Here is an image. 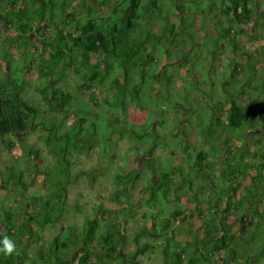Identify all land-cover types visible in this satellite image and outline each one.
<instances>
[{"label":"trees","instance_id":"16d2710c","mask_svg":"<svg viewBox=\"0 0 264 264\" xmlns=\"http://www.w3.org/2000/svg\"><path fill=\"white\" fill-rule=\"evenodd\" d=\"M262 5L263 2L258 3ZM102 9L104 13H100ZM254 14L259 15L256 0H0V32L4 31L0 41L14 51L0 48V60L7 63L2 69L0 62V136L10 133L20 141L23 136L37 131L39 141L50 145L48 152L54 156V164L45 172L50 174L48 184L39 196H23L28 184L23 179L24 170L13 169L11 165L0 170V189L13 186L17 195L24 198L23 205L9 207L11 212H0V223L16 244V252L11 256L0 253V264H138L135 256L145 247L135 242L130 252L122 254L120 245L125 234L120 227L128 217L134 216L140 204L156 207L146 212L143 222L152 221V230L145 235L151 236L154 243H146V246L156 248L162 256L160 264H210L216 255H220V264H233L235 236L243 231L246 235L264 222V193L254 194L256 180L264 179V77L257 86L262 98L255 95L250 101L243 98L242 86H250L252 80L247 84L236 78L226 81L221 101L226 107L220 109V113L226 115V124L230 129L245 131V135L238 133L244 140L249 129L257 127L261 132L253 138L252 148L249 142H246L249 146L245 143L236 146L242 151L225 146L228 140L220 146L223 155L209 145L212 161L219 162L217 166L221 164L222 168L215 186L224 188L228 197L224 217L218 224L212 222L210 227L205 226L201 235L193 233L190 224L180 227L184 231H179L174 224L175 220L190 219L197 210V204L191 206L192 197L180 189L199 184L200 191L204 192L212 184L206 171L209 153L201 150L194 154L187 152L185 158L156 173L152 170V175L147 176L140 188V198L132 203H128L130 189L139 169L117 170L112 174L114 189L109 197L112 208L102 204L93 207L98 217H85L79 228L73 222L65 225L61 222L70 207L65 196L70 183L67 156L71 149L86 150L93 145V138L106 146L105 138L116 131L115 125L119 122L120 112L116 114V108L129 104L144 109L153 84H165L166 89L173 66L181 67L192 54L193 61L204 59L201 52L204 46L222 50L232 44L236 49L231 24L237 27V34L246 25L257 28L259 23L252 20ZM210 28L214 34L208 31ZM11 29L17 32L11 36L5 33ZM199 31L203 34L197 42ZM35 41L46 48L44 56L38 52ZM31 47L37 50L33 57ZM93 52L96 63L90 61ZM14 53L17 58H13ZM214 60L211 54L209 62ZM232 64L236 70V64ZM69 72L73 75L74 90L63 81ZM28 73H35V79L30 80ZM99 86L105 97L95 94ZM194 90L195 99L212 100L204 80H196ZM79 94H85L87 99H80ZM34 96H38L41 104ZM163 100L166 102L164 96ZM175 102L168 107L176 110ZM156 106L159 109L155 115L149 109L143 124L130 129L127 123L123 133H130L137 141L155 133L153 124L161 122L155 116L162 107L161 104ZM70 116L74 119L65 125ZM215 119L220 121L221 117ZM155 136H151L153 142ZM173 136L176 137V133ZM161 143L160 147L166 145L165 140ZM181 148L188 149V144ZM40 149L29 145L23 152L24 162L30 160L34 170H37L36 161L41 159ZM144 165L149 168L148 161H144ZM249 175L252 176L246 183L252 185L241 184V179ZM246 187H250L248 193L244 190ZM182 195L185 200L180 199ZM172 202L174 204L170 205ZM30 207L32 211H28ZM0 208L7 207L3 204ZM260 219L259 224L252 222ZM55 223L61 224L58 231L46 242L39 241L42 236L38 230L53 227ZM184 232L188 234L186 239H176ZM3 237L0 236V240ZM261 238L264 250V237ZM242 239L254 247L253 241L259 238L245 236ZM247 249L241 259L236 256L239 259L236 264L258 262L259 253L252 255Z\"/></svg>","mask_w":264,"mask_h":264},{"label":"rangeland","instance_id":"374dc122","mask_svg":"<svg viewBox=\"0 0 264 264\" xmlns=\"http://www.w3.org/2000/svg\"><path fill=\"white\" fill-rule=\"evenodd\" d=\"M259 2H263V5L258 6ZM162 7L163 5L159 8L161 9ZM256 8L259 15L254 14L252 20L257 24L259 23L256 26L257 28L253 29L249 27L250 25H246L243 27L242 31L237 34L235 30L237 27L231 24L232 39L237 42L236 49L232 47V44H230V46L226 45L222 50L219 48H207L206 46L202 47L201 52L204 53V59L193 61L192 54V56L189 57L191 59L185 61L181 67L177 65L173 66V69L170 70V83L166 86V89L165 84H161V86L153 84L152 92L150 93L151 102L148 100L144 109L138 106L125 104L122 109L116 108L114 110L116 114L120 112L119 122L115 125L116 131L111 132V134L105 138L106 146L96 143L93 138L91 141L93 145L86 148V150L75 151L71 149L67 156V171L70 183L67 186L65 196V202H67L70 207L64 212L65 218L63 222H61L63 225L73 222L79 228L85 217L86 219H90L93 216L96 218L98 217L97 214H94L93 207L102 204L108 208H112L113 204L109 199L114 189L112 174L119 169L123 171L135 168L139 169V173H137V177L133 181L130 189V200L128 203H132L140 198V188L147 180V176L152 175V170L156 173V171L162 167L168 168L169 164H176L181 159L185 158L187 152L194 154L195 151L201 150L209 153L211 150L209 145L212 144L218 152L217 154L223 155L224 152L220 149V146L227 140L229 142L225 146H229L231 149L235 150L240 149L236 147L240 143L246 144V142H249L251 145L249 146L246 144L247 146L250 148L254 146V144H252L253 138L261 131L258 130L257 127L254 130H247V139L244 140L243 136L240 137L239 134L245 135V131L242 133V129H230L225 121L226 115L220 113V109H225L226 107V105L221 104V101L224 97L223 92L227 88V80L236 78L237 80L240 79L245 84H247L249 80H252L250 86H242V90L244 91L242 94L243 98L250 101L253 96L259 95L257 86L258 83L261 82L262 77H264V16L260 15L264 14V0H256ZM100 13H104V9L100 10ZM50 25L53 26V23H50ZM232 30H234L235 33L232 32ZM208 31L214 34L212 28ZM254 31H256V33ZM15 32H17V30L11 29L5 33L11 36L15 34ZM198 33L199 39L197 42H200L203 32L199 31ZM0 36H4V31L0 32ZM35 46L38 48V52L44 56L46 48L42 47V43H40V41H35ZM0 48H6L7 51L14 52L8 45L2 44V41H0ZM37 50L31 47L30 51L32 52L31 55L33 54L32 57L37 53ZM211 54L215 57L213 63L209 62ZM16 56L18 55L14 53L13 58H17ZM90 58L91 62L96 63L94 52L90 54ZM257 59L259 61H256ZM0 62L3 67L2 69H4L7 65L6 61L0 60ZM232 63L236 64V70L233 69ZM196 68H200V71H197ZM35 77V73H28V78L30 80H34ZM72 77L73 75L69 72L65 75L63 81L67 83L68 87H71V90H74ZM200 79L204 80L205 87L209 90L212 100L207 98H203L202 100L195 99L196 90L194 89L196 80ZM239 84H241L240 81ZM254 85H256V88H254ZM101 90L99 86L95 90V94L105 97ZM184 95H186V97H183ZM78 96L80 99H87L85 94H79ZM163 96L166 102L163 100ZM34 97L35 100L37 99L39 101L38 96ZM259 97L262 98L261 95H259ZM174 101H176V110L168 107ZM149 104H151V106H149ZM156 104H161L162 107H160L161 110L158 111L155 116L158 122L161 121L160 123L153 124L155 133H150L143 141L133 139L130 133H123L126 130L125 125L127 123L130 124V129H135L143 124L149 116V109L151 110V114L155 115V111L159 109ZM92 110L95 111L96 108L92 107ZM217 116L221 117L220 121H215ZM160 118H162V120ZM73 119L74 116L67 118L65 120V125H69ZM220 126L223 130H221ZM121 133L123 134L119 135ZM175 133L176 137L173 136ZM222 133H224V135H222ZM153 134L156 135L154 142L151 137ZM176 139H178L179 148L176 145ZM163 140L166 141V145L160 147L163 145L161 143ZM183 144H188V149L181 148ZM29 145L41 147V159L36 161L37 170L32 169V162L30 160L26 163L23 160V152ZM103 146L105 147V151L102 150ZM50 147L51 146L47 144L42 145L39 141L37 131L23 136L20 141H17L10 133H5L0 136V170L6 165H11L13 169L24 170L23 179L28 182L23 192L25 198H31V196L34 195L39 196L44 193L50 176L49 173L46 175L45 172L54 164V156L48 152ZM240 151L242 150L240 149ZM248 156L249 158L251 157V155ZM207 158L208 160L210 159L206 171L208 180L212 183L211 186L206 187L204 192L200 191L201 187L199 184L191 185L190 189H187V185H185L183 189H180V191L186 190L188 196L192 197L191 206L197 204V210L193 212L190 219L183 220L182 222L180 220L174 221L179 231H184L183 228L180 229V227L190 224L193 228V233L196 232L201 235L205 226L210 227L209 225H211L212 222H217L216 224H218V220L224 217V203L228 198L227 193L224 188H217L215 186V184L218 183V181L215 180L217 174H219V170L222 169L221 164L217 166L219 162H213L210 153ZM144 161H148V169L145 167ZM253 161L255 160L253 159ZM251 176L252 175H249L241 179V184L250 186L251 183L246 182ZM263 184L264 179L258 178L256 180V191L254 194L264 193ZM247 189H250V187L244 189L248 193ZM218 197L220 198L219 200H217ZM185 198L184 195L180 197L181 200H185ZM119 200H122V196H119ZM23 202L24 198L17 195L15 187L9 185L6 189H0V205L4 204L7 207L4 209L0 208V212L4 210H10L11 212L12 209L10 208H16L19 203L23 205ZM169 204L173 205L174 203L172 202ZM187 205L189 206V204ZM250 205L253 206L252 203H250ZM75 207L79 208L78 211L74 209ZM32 210L33 207L28 209V211ZM154 210H156V207L140 204V206L135 209L134 216L132 218L128 217L127 221L122 222L123 227H120L122 233L125 234V239L120 245V250L123 252L122 254L130 252L135 242L140 246L142 245L143 248H146L137 252L135 259L138 260V264H160L162 259V256L156 248L153 249V247L148 248L146 246V243H154L153 240H150L152 239L151 236L145 235L148 230L149 233L151 232L152 228L150 224L152 221L150 220L144 223L143 220L146 217L147 211L152 212ZM243 214L248 216L247 211H244ZM116 217L119 219L120 215L117 214ZM155 222H157V219ZM252 222L259 224L261 223V219L259 222ZM60 225V223H55L53 227L44 226L38 230L42 236L39 241L46 242V240L50 239V237L58 231ZM255 227L256 228H251V231L246 235L243 231L240 235L235 236L236 244L234 247L236 248L233 247V256L231 258L234 260L233 264H236L239 260L236 256L240 259L244 256L243 254L246 247L248 248L247 251L252 255L259 253L258 256H260V259L258 262L252 264H264V250L261 248V237H264V222L259 227ZM183 234L177 235L176 239H186L188 235L187 232ZM2 235L8 236L3 225L0 223V236ZM245 236L247 239H254L258 236L259 239L253 241V247L251 243H247L245 239H242ZM91 243L93 246L95 245L94 242ZM218 256L220 255L213 257V262H210V264H220Z\"/></svg>","mask_w":264,"mask_h":264},{"label":"clouds","instance_id":"9594fccd","mask_svg":"<svg viewBox=\"0 0 264 264\" xmlns=\"http://www.w3.org/2000/svg\"><path fill=\"white\" fill-rule=\"evenodd\" d=\"M14 252H16L15 242L5 235L3 239L0 240V253L7 257L11 256Z\"/></svg>","mask_w":264,"mask_h":264}]
</instances>
